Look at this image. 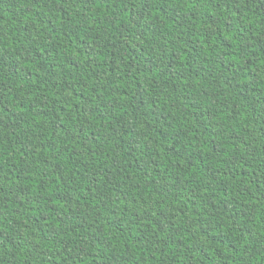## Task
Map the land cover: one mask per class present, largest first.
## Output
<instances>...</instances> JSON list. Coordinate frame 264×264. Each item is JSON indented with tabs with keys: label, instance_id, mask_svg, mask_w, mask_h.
<instances>
[{
	"label": "trees",
	"instance_id": "16d2710c",
	"mask_svg": "<svg viewBox=\"0 0 264 264\" xmlns=\"http://www.w3.org/2000/svg\"><path fill=\"white\" fill-rule=\"evenodd\" d=\"M0 264H264V0H0Z\"/></svg>",
	"mask_w": 264,
	"mask_h": 264
}]
</instances>
